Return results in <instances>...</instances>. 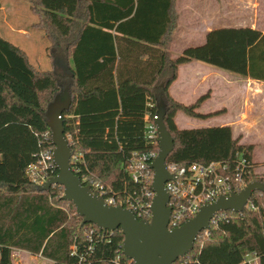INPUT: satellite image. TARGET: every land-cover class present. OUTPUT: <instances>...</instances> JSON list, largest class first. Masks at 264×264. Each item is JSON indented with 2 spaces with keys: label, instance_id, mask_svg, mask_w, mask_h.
I'll list each match as a JSON object with an SVG mask.
<instances>
[{
  "label": "trees",
  "instance_id": "trees-1",
  "mask_svg": "<svg viewBox=\"0 0 264 264\" xmlns=\"http://www.w3.org/2000/svg\"><path fill=\"white\" fill-rule=\"evenodd\" d=\"M33 27L59 68L42 70L18 46L0 35V264H14L12 252L26 250L52 264H132L122 253L120 229L81 224L62 188L39 190L26 176L39 152L51 150L47 107L66 92L60 111L81 182L97 183L101 196L149 203L144 186L125 166L133 152H158L144 137L146 118L162 113L174 142L167 164L221 161L232 168L245 157L249 180L263 184L250 201L255 209L219 211L207 234L173 264H239L248 252L264 264V173L254 172L252 144H241L230 125L178 128L175 116L209 118L193 103L176 101L169 86L180 65L193 60L264 81V32L246 26L212 28L204 42L170 52L176 0H29ZM151 172V171H150ZM57 173L47 168L45 177ZM86 177V178H85ZM139 219L148 217L137 216Z\"/></svg>",
  "mask_w": 264,
  "mask_h": 264
},
{
  "label": "water",
  "instance_id": "water-1",
  "mask_svg": "<svg viewBox=\"0 0 264 264\" xmlns=\"http://www.w3.org/2000/svg\"><path fill=\"white\" fill-rule=\"evenodd\" d=\"M62 93L66 94L65 91ZM59 94L54 97L46 111L50 143L54 146L52 162L57 168V173L41 183L39 190H46L58 184L62 188V199L70 201L77 214L82 217L81 224L88 222L109 231L119 228L123 235L122 253L132 264H173L193 248L198 233L210 227L214 214L219 211H242L252 194L263 189L262 183L250 181L240 192L231 193L227 197L220 196L213 203L202 205L193 217L183 221L182 225L169 229V193L164 189V182L171 179L172 175L166 169L165 158L172 150L174 142L164 125L162 113L159 112L155 120L159 151L149 164L153 171L150 188L154 191L149 206L150 221L138 219L130 209L120 205H106L104 199L93 192L89 185H83L80 177L71 169L70 157L73 151L59 114L69 102L67 95L66 105L61 107L55 116L51 114V106Z\"/></svg>",
  "mask_w": 264,
  "mask_h": 264
},
{
  "label": "rangeland",
  "instance_id": "rangeland-1",
  "mask_svg": "<svg viewBox=\"0 0 264 264\" xmlns=\"http://www.w3.org/2000/svg\"><path fill=\"white\" fill-rule=\"evenodd\" d=\"M251 4L249 0H176L175 3V14L176 21L170 52L173 57H176L183 48L201 44L202 41L197 39L199 35L194 33L202 32L211 26L219 27L224 25L233 26L237 22L251 23L262 19L264 16V0H253ZM0 5H2V10H0V34L5 36L11 41L19 40V38H14L12 33L7 32L1 28L3 14H7L8 18L12 14V11L17 10L20 16V24L23 27H29L32 22L37 21L38 18L31 11L32 3L29 0H0ZM211 6V7H210ZM224 6H226L225 9ZM222 7V9H221ZM210 8V9H209ZM11 20V19H10ZM191 26L197 27L196 30L192 29ZM182 30L189 31L188 33H183ZM34 32L38 34L32 41L29 48H25L29 54V61L35 67L40 69H49V61H47L44 54V47L47 45V41L44 38L41 30L34 29ZM174 35V34H173ZM202 36V33H200ZM23 41V39H21ZM199 41V42H198ZM206 67L208 70H213L206 75L207 81L210 83V90L206 93V99L196 108L200 112L210 111L217 107V113L210 116L209 118L203 119L198 117L187 116L183 112H178L175 116V123L178 128H195V127H208L211 125H219L222 122L227 123L236 120V116L240 115L237 129L233 131V134H238L242 137L244 133L250 140L256 143L254 144L255 160L256 166L254 167V172L257 174L264 172V120H259L257 122L256 128H251L246 124L245 116L246 114L241 113V93L236 89L237 81L239 76L227 70H222L220 68L214 67L212 65L204 64L200 61H194ZM195 66L189 67L193 69ZM186 67H180L178 70V79L175 81L171 88V93L181 99L185 104H190L192 101L188 98H184V94L181 92L178 94L177 88L184 87L180 81L183 80V74ZM66 94L60 93L57 96V100L51 106V114L54 116L55 113L66 105ZM221 106V107H220ZM227 117H230L229 119ZM246 126L247 129L243 127ZM240 129V130H239ZM253 160V159H252ZM251 181V180H250ZM15 261V264H19Z\"/></svg>",
  "mask_w": 264,
  "mask_h": 264
},
{
  "label": "built area",
  "instance_id": "built-area-1",
  "mask_svg": "<svg viewBox=\"0 0 264 264\" xmlns=\"http://www.w3.org/2000/svg\"><path fill=\"white\" fill-rule=\"evenodd\" d=\"M157 118V115H153L152 118H146L144 137L150 142L159 145L157 127L155 126ZM66 137L69 140V135ZM52 150L53 148L39 152L35 163L30 164L26 169L28 179L33 182L40 181L41 183L48 179L45 177L44 171L54 165L52 162ZM157 153L154 150L140 153L133 152L125 166L131 180L143 184V196L150 198L149 203L126 199V205L122 206L116 204L113 196H109L104 199L106 205H120L130 209L136 217H148L150 221L151 209L149 206L154 191L150 188L153 171L149 164L154 160ZM78 156V154H72L70 157L72 170ZM166 169L172 175L171 179L164 182V189L169 193L167 202V206L170 207L167 222L169 229L182 225L183 221L193 217L202 205L211 204L220 196L227 197L231 193H238L250 182L248 163L246 158L242 156L236 160L232 168H229V165L221 161H212L208 163H183L180 165L166 163ZM90 184H92L94 190L90 189L101 196L102 187L92 181H90ZM250 198L246 201L244 209H255ZM213 217L210 220V225L214 223ZM143 219L146 220L145 218ZM207 230H202L203 236L207 234ZM239 264H258V256L254 252H248Z\"/></svg>",
  "mask_w": 264,
  "mask_h": 264
},
{
  "label": "crops",
  "instance_id": "crops-1",
  "mask_svg": "<svg viewBox=\"0 0 264 264\" xmlns=\"http://www.w3.org/2000/svg\"><path fill=\"white\" fill-rule=\"evenodd\" d=\"M233 1L236 2L237 0H233ZM249 1H251V4L254 2L253 0H249ZM2 8H3L2 5H0V10H2ZM225 8H226V6H224L223 9H225ZM221 9H222V7H221ZM262 17H263L262 19H260L258 21L256 20L255 23L254 22H251V23L250 22L249 23L248 22L247 23L246 22L245 23L237 22V24H234L233 26H229V27L246 26V27L258 29V30L264 32V16H262ZM19 18H20V16H19V12L17 10L12 11V14L10 16L11 20L8 18L7 14H3V17L1 18L2 19V25H1L2 27L1 28H3V30H5L7 32L12 33V35L15 39L19 38V40L16 39V41H14V42L9 40L8 38L7 39L12 44H14L15 46H18L23 51H25L27 56H28V59H29L28 51L25 48H29L30 45H28V44L32 43L34 38L36 36H38V34H36L34 32V29H37V28L32 26L33 23H35L36 21L32 22L29 27H23L19 22L20 21ZM224 26H228V25H224ZM212 28H223V27L222 26L215 27V25H214V26H211L210 28L208 27V29H205L204 31L200 32V33H202V36L200 35L199 32L194 33V34L195 35L197 34V36L199 35V37L197 39H199V41H202L201 43H203L206 33L208 32V30H210ZM192 29L196 30L197 27L191 26V30ZM182 31H183V33L190 34L189 31H187V30L186 31L182 30ZM43 36H44V34H43ZM174 36H175V32H174L173 37ZM21 39H23V41ZM45 47H46V45H45ZM45 47L43 49L45 57H46L47 61H49L50 66H52L49 69L59 70V68H57V66L51 61L50 57L47 55V51L45 50ZM194 61H196V60H193L189 63H185V64L180 65L177 69L176 79L169 86V89H168L169 94H171V96L176 101L183 102V101H181V99L179 97L177 99L176 96L171 93V88H172L173 84L175 83V81L178 79L177 78L178 77L177 76L178 70L182 66L186 67V70L183 74V80L180 81V83L184 87L177 88L178 94H180L182 92L184 94V96H186L184 98H188V100H191L192 101L191 103H193L200 96L206 95L205 92H207L211 88L210 83L206 79L207 78L206 75L209 74L210 72H213V70H210V69L208 70L203 65H201L199 63H195ZM191 66L192 67L195 66V67L193 69H189V67H191ZM49 69H42V70H49ZM238 78H239V80L237 81L236 89L238 90V92L241 93V96H240L242 99L241 105H240V108L242 110L241 113L246 114V116H245L246 124L249 125V127L251 126V128H256L257 122L259 120H264V81L258 80V79L257 80L251 79V78L245 77V76H239ZM216 109H217V107L213 108L210 111L201 112V113L209 114L210 112H216L217 111ZM227 118L229 119L230 117H227ZM239 119H240V115L236 116V120H233L232 122L228 121L227 123H225V122H223L224 120L222 118V122L219 125H230L232 127V133H233V131H235L237 129V126H241L237 123ZM243 127L245 129H247L245 125H243L241 128L243 129ZM233 137H238L241 144H243V143L252 144L254 146V144L256 143V141L254 142L253 140H250L247 137L246 133H244L242 135V137H239L238 134H233ZM254 155H255V152L253 149V152H252L253 162L255 163V166H256V160L254 158L255 157ZM13 258L19 264H52V262L50 260L43 258L39 254L38 255H32L24 249L14 250L12 252V260H13ZM14 262L15 261L13 260V263Z\"/></svg>",
  "mask_w": 264,
  "mask_h": 264
}]
</instances>
